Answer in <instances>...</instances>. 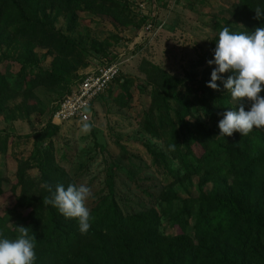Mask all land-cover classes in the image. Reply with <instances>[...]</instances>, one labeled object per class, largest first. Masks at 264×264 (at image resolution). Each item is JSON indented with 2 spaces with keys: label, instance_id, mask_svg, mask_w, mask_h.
Here are the masks:
<instances>
[{
  "label": "trees",
  "instance_id": "obj_1",
  "mask_svg": "<svg viewBox=\"0 0 264 264\" xmlns=\"http://www.w3.org/2000/svg\"><path fill=\"white\" fill-rule=\"evenodd\" d=\"M133 5L137 6L135 0H0V49L3 45L20 49V61L29 70L37 66L35 48L68 61L76 55V46L55 29L59 17L65 18L67 31L75 28L78 12L103 15L130 26L139 14H131ZM257 7L264 12V0H237L231 6L229 16L221 19L217 33L209 39L211 57L223 27L248 34L264 27V16L255 18ZM75 58L68 61L72 67L78 62ZM103 58L100 66L117 59L113 54L110 58L108 52ZM143 65L149 70L144 84H136V88L147 103L144 100V106H136V124L150 137L163 139L168 156L150 150L147 154L166 175L171 174L168 159L175 160L188 184H192L191 178L197 179L199 195L181 198L172 188L156 194L148 178L135 175L132 183L145 199L139 197L142 202L132 203L116 196L115 176L111 175L108 193L95 201L90 229L82 234L77 219L66 218L58 208L43 204L44 197L51 196L43 185H51L53 191L57 185L65 189L75 185L64 159L56 158L52 145L40 144L57 131L58 126L51 123L54 105L46 125L29 136L34 140L31 154L17 163L15 180L6 195L13 203L0 213V239L15 240L17 227L28 228L29 236L36 238L34 264H264V128H254L245 136L234 132L224 137L217 125L208 131L199 123L192 124V101L178 91L180 78L148 61ZM231 75L221 74L219 90L205 89L221 119L225 111L238 112L241 105L249 111L253 103L247 98L232 103L222 82ZM79 78L63 88L65 94ZM66 82L63 74L49 69L22 74L21 84L23 92L33 93L37 88L58 89ZM114 82L119 90L116 103L129 106L130 78L120 73L111 85ZM12 92L0 73V113ZM260 95L264 97V92ZM201 106L211 112L205 102ZM16 109L24 117L30 114L24 100ZM173 144L175 151L170 150ZM0 152H7L6 138L0 139ZM124 154L130 168H141L137 157L126 150ZM173 183L181 186L179 178ZM4 195L0 187V198ZM162 221L171 233H165Z\"/></svg>",
  "mask_w": 264,
  "mask_h": 264
},
{
  "label": "rangeland",
  "instance_id": "obj_2",
  "mask_svg": "<svg viewBox=\"0 0 264 264\" xmlns=\"http://www.w3.org/2000/svg\"><path fill=\"white\" fill-rule=\"evenodd\" d=\"M135 2L137 6L133 5L130 12L132 15L136 12L139 14L132 18L130 26H121L103 15L78 12L75 28L67 31L65 18L57 19L55 29L75 43L76 55L73 57L78 62L74 67L68 63L73 57H69L68 61L56 60L55 54L47 49L35 48L33 52L37 66L29 70L20 61V49H10L6 45L1 47L0 73L4 74L10 89H13V95L0 113V139L6 138L7 144V152H0V187L5 193L0 198V213L13 203L7 201L6 195L15 180L17 163L32 152L34 140L29 136L46 125L51 108L66 93L63 88H69L86 71L100 66L107 52L110 58L112 54L119 58L121 53V60H126L121 75L131 80L129 106L116 103L119 90L117 82H114L107 92L93 101L90 132L84 133L83 124L80 123L55 125L58 126L57 131L40 144L43 147L52 145L54 155L57 159H64L66 171L76 186L83 184L90 188L92 195L86 201L89 211L97 199L107 195L111 175L115 176L116 196L132 203L142 202L139 197L145 199L140 189L132 183L136 176L148 178L155 185L152 190L156 194L160 189L172 188L181 198L193 199L199 195L197 179L191 178L192 184L189 183V186L175 160L168 159L171 171L168 175L164 174L162 166L151 162L146 150L168 155L163 139L150 137L136 124V106H144L142 101L145 100L139 95L136 84H144L145 74L149 70L143 65L144 61L156 65L180 78L182 85L178 91L192 101V124L199 123L208 131H212L215 125L219 126L221 116L205 90L211 81L212 71L217 67L215 63H208L214 61L209 54L208 42L217 33V24L229 16V9L237 0ZM141 2L143 8L138 6ZM149 24L151 29L147 31ZM49 69L63 74L67 82L58 89L37 88L33 93L23 92L22 74ZM23 100L30 110L27 117L16 109ZM202 102L211 109L210 113L202 108ZM232 103L236 104L237 101L232 99ZM125 150L138 158L141 168H130L124 158ZM177 178L181 186H174L173 181ZM162 223L165 233H171L167 224ZM188 232L191 233V230Z\"/></svg>",
  "mask_w": 264,
  "mask_h": 264
},
{
  "label": "clouds",
  "instance_id": "obj_3",
  "mask_svg": "<svg viewBox=\"0 0 264 264\" xmlns=\"http://www.w3.org/2000/svg\"><path fill=\"white\" fill-rule=\"evenodd\" d=\"M256 19H261L264 12L259 7L255 10ZM217 67L212 71L208 87L219 90L217 81H221V74L233 73L223 80L224 87L235 101L247 98L252 101L249 111L243 105L239 111L227 110L219 122L221 136L231 137L234 132L242 136L248 135L254 128H264V27H258L251 34L233 33L228 27L219 32V39L214 52V61ZM92 125L85 122L82 131L88 133ZM176 145H170L175 151ZM51 196L44 197L45 206L52 205L69 219H77L82 234L90 229V211L86 207L87 199L92 195L89 187L81 184H69L67 188L57 185L53 191L51 185L45 184ZM19 236L15 240L0 239V264H34L36 260L35 236H29L28 228L17 227Z\"/></svg>",
  "mask_w": 264,
  "mask_h": 264
},
{
  "label": "built area",
  "instance_id": "obj_4",
  "mask_svg": "<svg viewBox=\"0 0 264 264\" xmlns=\"http://www.w3.org/2000/svg\"><path fill=\"white\" fill-rule=\"evenodd\" d=\"M142 2L138 4L143 8ZM149 24L146 30H150ZM123 54H119L114 62L106 66H97L86 71L80 76L79 81L56 104L51 116L53 125L65 123H89L92 115L93 101L104 94L110 84L117 78L126 60H121Z\"/></svg>",
  "mask_w": 264,
  "mask_h": 264
},
{
  "label": "crops",
  "instance_id": "obj_5",
  "mask_svg": "<svg viewBox=\"0 0 264 264\" xmlns=\"http://www.w3.org/2000/svg\"><path fill=\"white\" fill-rule=\"evenodd\" d=\"M89 70H91V69H89Z\"/></svg>",
  "mask_w": 264,
  "mask_h": 264
}]
</instances>
